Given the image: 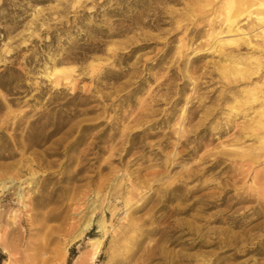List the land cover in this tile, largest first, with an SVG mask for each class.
I'll list each match as a JSON object with an SVG mask.
<instances>
[{
  "label": "rangeland",
  "instance_id": "rangeland-1",
  "mask_svg": "<svg viewBox=\"0 0 264 264\" xmlns=\"http://www.w3.org/2000/svg\"><path fill=\"white\" fill-rule=\"evenodd\" d=\"M227 2L0 0V264H68L71 256V264H116L131 255V264H159L138 260L156 242L147 233L164 213L156 199L169 194L170 212L181 205L173 220L195 230L168 252L194 264H264V232L235 227V199L222 204L246 196L248 188L227 185L240 169L259 172L262 185H249L264 188V51L227 44L244 67L253 63L251 72L255 58L262 62L257 74L233 72L215 38ZM139 155L147 168L138 196L117 205V193L130 197ZM175 185L184 191L172 192ZM97 195V218L84 231L94 207L83 209ZM258 242L260 254L247 253Z\"/></svg>",
  "mask_w": 264,
  "mask_h": 264
},
{
  "label": "bare ground",
  "instance_id": "bare-ground-1",
  "mask_svg": "<svg viewBox=\"0 0 264 264\" xmlns=\"http://www.w3.org/2000/svg\"><path fill=\"white\" fill-rule=\"evenodd\" d=\"M257 6V9L260 11L258 15H255L253 10V7ZM222 21L221 24L224 27L223 31H219L215 33V38L219 42V47L221 50V53L224 55V57L227 58V61H230L232 64H234V73L239 76H246V75H253L257 74L261 68H262V62L259 59L255 58L256 64V71L251 72L250 70L252 69V64L250 66H243L241 61L236 60L237 55L233 53H227L225 46L227 44H238L240 42H245L248 46H250L252 49L255 50H261L264 51V0H251V2H236V0H228V2L225 5L224 12L221 13ZM251 24V27L249 26ZM247 25L248 29H244V26ZM250 30H259L255 34V37L259 39V42L254 43L253 36L250 34ZM256 32V31H255ZM254 32V33H255ZM225 36L231 37L232 39L229 40H224ZM250 60L247 59L246 62ZM244 64V63H243ZM247 64V63H245ZM57 73H60L61 70H57ZM51 79L55 77V75H50L49 76ZM55 79V78H54ZM56 84H59L58 79L55 80ZM257 98L252 95V97L248 98V103H253L256 101ZM259 129L264 130V112L261 115V119L258 123ZM72 130V129H71ZM70 130V131H71ZM70 131L66 132L69 133ZM68 134H65L67 136ZM146 136V134H143V137ZM262 141V149L264 150V137L261 138ZM187 143V140H184L182 142V146H185ZM166 146H169V144H166ZM158 155V154H157ZM143 156H137L135 157L132 161H135L134 164L132 165L133 167L136 166V168L129 173V175H132V188L129 191V198H126L125 200L121 201L118 200L119 197L121 196L117 193L115 198L111 199V201H115L116 204L122 205L125 202V206H130V203L134 201V199L138 196L137 194V189L134 187L136 183H140L144 180L140 176V173L142 170L146 169L147 167L144 165V162L139 164V162L143 159ZM220 163V160L217 159L215 164ZM163 164V163H162ZM164 167V165H162ZM172 166V164H171ZM85 168L79 167L78 170H76L75 175H79L80 172H82ZM166 170H168L165 167ZM248 170H238L235 172L234 176L231 178L230 182H227V185H241L244 189L248 188L246 196L239 195L236 198L234 196H231L227 199L222 200V204L230 202L232 199H235L233 203L229 205L230 211L233 212L229 216L230 218H235L234 222L232 223L235 227L243 228L244 232L250 233L254 230H262L264 232V197L262 196V192L264 191V188L258 187L255 188L252 185H262L261 184V175L259 172L255 171H249ZM138 181V182H137ZM15 181L12 180V182L9 183V185L5 186V190L10 189L13 186V183ZM249 183H252V185H249ZM184 191L183 186H174L173 191ZM158 190H156V193ZM228 193V192H227ZM77 195V194H76ZM79 195V194H78ZM111 195L109 194V199ZM154 195H150L147 200H152ZM103 196L97 195L95 199L92 201H88V207H85L84 210H88L90 207H94L92 209V215L87 221L84 231L89 230L93 223L94 220L97 218V208L99 202H101ZM181 202L184 200H187L188 194L187 195H180L177 197ZM203 196L200 198H196L194 201V204H197L199 201H201ZM174 198H172L171 194L164 198L163 200L156 199V213L158 211H163L160 216L156 217V224L153 222L152 229H149L147 231L148 235L150 236H155L156 235V242L155 245L149 246L145 249L144 253L141 255L140 259L138 261H142V259L147 258L151 260L153 257L156 256L157 260H160L161 262L159 264H194L196 261L194 260V257L190 255H185V254H180V253H170L166 250L167 245H174L178 239H181L185 237L186 235L193 234L189 229L195 230L194 228H189L188 226H185L184 224L178 223L175 220H173L174 215L181 209V205L178 204L173 208V211L170 212L171 208L167 206L168 202L173 201ZM19 203H23L25 201L24 197H21V199H18ZM106 199L101 203V205L105 204ZM146 202L143 203H138L133 209L132 213L138 212ZM193 204V205H194ZM109 205V204H108ZM113 206V205H111ZM110 206V208H111ZM205 206L207 208H213V207H218L215 206L212 202L206 201ZM114 210L118 209V206H113ZM187 209L181 211V212H188L192 210V205H187ZM180 212V211H179ZM105 215L103 216V222L101 223V231L104 232L105 236H107L108 230H107V224H106V212L104 213ZM115 214V213H114ZM113 214V215H114ZM214 221H221L220 218L215 219ZM132 227H129V230L134 228L135 221L132 220ZM197 232L195 235L198 233H201V227H197ZM199 235V234H198ZM174 236H177L174 238ZM220 236V235H219ZM224 240L221 238L219 241L213 243V245H217L218 247L220 246L219 244H222ZM91 243L95 247V255L101 250L103 240L102 239H92ZM233 245L238 246L240 244L239 238L234 237L231 242H229ZM136 245L139 246V242L135 243ZM199 243H197L198 245ZM261 246L260 242H258L257 247H251L249 250H247V253H251L252 251L256 250L260 254L259 247ZM135 255H131L124 261L117 262L116 264H131V262L134 260Z\"/></svg>",
  "mask_w": 264,
  "mask_h": 264
},
{
  "label": "trees",
  "instance_id": "trees-1",
  "mask_svg": "<svg viewBox=\"0 0 264 264\" xmlns=\"http://www.w3.org/2000/svg\"><path fill=\"white\" fill-rule=\"evenodd\" d=\"M73 260V256L70 257L68 264H71Z\"/></svg>",
  "mask_w": 264,
  "mask_h": 264
}]
</instances>
